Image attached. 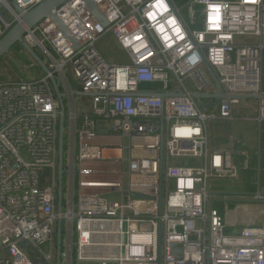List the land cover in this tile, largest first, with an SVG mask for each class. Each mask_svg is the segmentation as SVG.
Listing matches in <instances>:
<instances>
[{"label":"built area","instance_id":"obj_1","mask_svg":"<svg viewBox=\"0 0 264 264\" xmlns=\"http://www.w3.org/2000/svg\"><path fill=\"white\" fill-rule=\"evenodd\" d=\"M43 1L16 3L29 11ZM93 2L107 27L71 0L56 13L75 45L45 19L24 39L50 73L0 80V264H57L60 227L62 264H157L159 227L162 264H264V229L227 235L213 207L211 182L235 181L239 169L207 134L233 119L241 96H263L264 0ZM109 35L125 64L101 54ZM208 67L224 98L205 109L194 94L217 93ZM52 77L66 106L61 212Z\"/></svg>","mask_w":264,"mask_h":264},{"label":"crops","instance_id":"obj_2","mask_svg":"<svg viewBox=\"0 0 264 264\" xmlns=\"http://www.w3.org/2000/svg\"><path fill=\"white\" fill-rule=\"evenodd\" d=\"M174 1L181 6L189 0ZM0 5L1 12L4 5ZM5 15L7 13L4 9L0 13V31L4 29ZM98 48L108 61L112 59L109 54L111 49L120 50L116 40L110 35L99 43ZM39 70L41 74L43 71ZM261 93L264 96V51ZM84 100H88V97ZM260 108V99H243L235 107L232 120L217 121L207 127L210 148L232 149L239 169L235 181L214 180L210 184L211 191L220 196V199L213 202V207L223 215L227 235H238L249 227L264 229V118L258 120Z\"/></svg>","mask_w":264,"mask_h":264},{"label":"water","instance_id":"obj_3","mask_svg":"<svg viewBox=\"0 0 264 264\" xmlns=\"http://www.w3.org/2000/svg\"><path fill=\"white\" fill-rule=\"evenodd\" d=\"M71 0H45L41 4L32 8L29 11L21 10L16 0H7L6 4H10L15 12V15L20 17V20L16 21L13 26H9V28L5 31V33L0 37V60L7 56L12 49L19 45L21 46L31 57V59L36 63V65L45 73L49 74L50 71L46 64L43 62L41 56L25 41L24 36L28 30L33 29L36 25L42 22L45 19L51 20L65 35L68 41L75 45V39L70 35V33L63 27L58 15L57 11L64 6L66 3ZM86 5L89 13L94 17V19L103 25V27L108 26V21L106 17L99 11L97 6L94 4L93 0H82ZM1 8V5H0ZM1 13V12H0ZM4 23H8L10 21L8 16H3ZM211 72L212 78L215 82V86L217 89V93L211 95H203V94H194V98L197 100L199 106H202L205 109L216 107L220 101L224 98V94L222 93L221 86L212 72L211 68L208 67ZM52 84L56 93V96L60 103V138H59V163H58V176H59V190H58V198H59V212L62 211V199H63V181H64V141H65V116H66V106H65V95L61 92L59 83L55 77H52ZM149 96L164 98L168 97H183L184 94L182 91H175L169 94H148ZM87 96H90L87 94ZM242 99H261L264 101V96L259 97L255 95H244L241 96ZM203 99L211 100L209 103L205 104ZM162 178V176H161ZM26 246L27 244L24 243ZM161 246H162V227H159L158 234V247H157V264L161 263ZM62 231L61 227L58 230L57 234V256L56 263L62 264Z\"/></svg>","mask_w":264,"mask_h":264},{"label":"rangeland","instance_id":"obj_4","mask_svg":"<svg viewBox=\"0 0 264 264\" xmlns=\"http://www.w3.org/2000/svg\"><path fill=\"white\" fill-rule=\"evenodd\" d=\"M4 9L6 10L7 16L10 19L8 23L3 22V26L5 27V25L11 24V21L14 23V17L5 7ZM4 33L5 32L3 31V34ZM22 51L23 53L21 54L19 53L20 54L19 58L12 57L13 55L11 56L15 60L14 67H12L10 63L2 62L3 64L0 67V80H5L9 76L13 77L15 75L25 77V78H33V77H38L40 75L39 68L36 67L35 69H29L28 68L29 64L27 65L23 62L24 60H27L30 63L36 64L24 49ZM109 54L112 58L110 62L112 61L114 63H121V64H125L127 62V58L123 55V53L120 50L116 48H114V50L111 49ZM70 81H72L71 78H70Z\"/></svg>","mask_w":264,"mask_h":264},{"label":"trees","instance_id":"obj_5","mask_svg":"<svg viewBox=\"0 0 264 264\" xmlns=\"http://www.w3.org/2000/svg\"><path fill=\"white\" fill-rule=\"evenodd\" d=\"M2 11H4V9H1V12ZM14 25V23L11 21V26H13ZM22 50V48H21V46H19V45H16L13 49H12V51L7 55V56H5V57H3L1 60H0V67H1V65L4 63V62H7V63H10V65L12 66V67H14V65H15V60L12 58V57H15V58H19L20 56H19V51H21ZM13 55V56H12ZM12 56V57H11ZM3 62V63H2ZM25 64H28V63H30L29 61H27V60H24L23 61ZM37 68H38V66H37ZM12 72V71H11ZM15 76H17V75H15ZM23 78H25V77H23ZM157 88V86L156 85H147V84H143L142 86H141V89H145V90H153V89H156Z\"/></svg>","mask_w":264,"mask_h":264}]
</instances>
